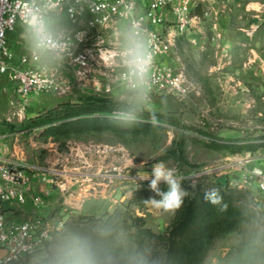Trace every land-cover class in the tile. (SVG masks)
<instances>
[{
  "label": "rangeland",
  "instance_id": "obj_1",
  "mask_svg": "<svg viewBox=\"0 0 264 264\" xmlns=\"http://www.w3.org/2000/svg\"><path fill=\"white\" fill-rule=\"evenodd\" d=\"M194 15L200 19L192 30L176 36L161 59L185 74L191 92L184 98L121 83L126 62L144 51L126 29L101 45L115 57L96 61L90 87L87 75H73V61L56 59L55 78L59 84L69 81L70 90L25 98L11 72L0 77V146L4 154L18 146L27 153V162L44 168V202L38 206L30 198L35 210L44 208V219L67 225L79 217L106 219L119 209L144 218L146 228L164 234L177 211L134 200L150 182L155 163L177 169L193 193L217 185L244 187L247 173L264 171V0H210ZM74 81L84 87L73 86ZM78 101H106L103 107L126 103L133 111L169 116L173 122L118 123L105 112L102 118L82 119L88 129L81 133H67L79 125L77 119L71 130H60L62 122H47L79 113V108H57ZM213 140L244 147L230 152ZM248 190L251 201L246 203L253 209L254 199H261L257 182ZM253 213L237 231L215 240L204 264H264V212ZM17 214L20 220L40 216L32 209ZM56 240L52 249L58 247ZM46 256L41 252L18 264H36Z\"/></svg>",
  "mask_w": 264,
  "mask_h": 264
},
{
  "label": "built area",
  "instance_id": "obj_2",
  "mask_svg": "<svg viewBox=\"0 0 264 264\" xmlns=\"http://www.w3.org/2000/svg\"><path fill=\"white\" fill-rule=\"evenodd\" d=\"M208 0H0V77L11 72V79L19 93L27 98L46 91L60 90L54 70L47 66L34 69H16L11 66L13 54L9 49L8 35L19 23L27 24L36 40L39 50L53 55L58 61H73L78 76H85L97 55L115 57L104 51L103 39L92 47L91 38L79 25L85 23L89 30L106 31L116 19L125 21L130 33L138 39L144 51L135 59L147 60V71L141 77L133 74V65L127 63L120 72V81L132 89L142 85L172 92L184 98L191 92L185 74L176 73L163 59L169 54L170 44L178 35L190 30L192 23L200 19L195 11L206 5ZM145 2V4H144ZM55 13H63L74 27L60 35L48 28V19ZM89 17L86 18V15ZM35 20L36 27L32 26ZM117 55V54H116ZM125 56V55H124ZM32 59L39 60L33 53ZM103 59V58H102ZM27 57L22 63H28ZM40 176L44 182V168L25 162L0 159V264L19 263L46 253L65 223L54 224L43 216L26 220L11 219L4 205L17 203L25 205L28 198L36 205H42V194L33 195L34 178ZM257 182L261 199H254L253 209L264 212V171L256 170L244 176V187L250 189Z\"/></svg>",
  "mask_w": 264,
  "mask_h": 264
},
{
  "label": "trees",
  "instance_id": "obj_3",
  "mask_svg": "<svg viewBox=\"0 0 264 264\" xmlns=\"http://www.w3.org/2000/svg\"><path fill=\"white\" fill-rule=\"evenodd\" d=\"M105 102L94 101V105L84 102L66 103L57 108L81 110L47 122H62L60 130H71L70 126L77 119L76 124L79 125L67 133L86 131L88 125H85L84 120L93 115L102 118L105 112L113 122L118 123H154L157 119L167 124L173 122L169 116L133 111L126 103L107 102L105 105L112 104L113 107H103ZM212 144H222L230 152L244 147V144L241 147L238 143H220L218 140H213ZM149 183L141 186L134 200L146 203L149 198L159 199L150 190ZM159 187L166 190L163 182ZM182 187L189 192V196L185 198L182 207L176 210L175 219L164 234L146 228L144 218L122 213L119 209L108 214L106 219L96 221L79 217L64 225L57 235L58 247L52 249V243L47 256L36 264H204L215 240L237 231L254 214L252 207L247 204L251 201L250 192L228 184L217 185L210 189L217 191L218 203L211 204L204 199L206 190L193 193L187 182H182Z\"/></svg>",
  "mask_w": 264,
  "mask_h": 264
},
{
  "label": "crops",
  "instance_id": "obj_4",
  "mask_svg": "<svg viewBox=\"0 0 264 264\" xmlns=\"http://www.w3.org/2000/svg\"><path fill=\"white\" fill-rule=\"evenodd\" d=\"M210 2V0H208ZM145 4V2H144ZM89 17V14L86 15V18ZM196 22V21H195ZM48 28L56 35L63 34L65 32L71 31L74 27L71 25V23L68 21L67 16L63 13H55L53 14L49 19H48ZM79 29H83L87 32L88 36L91 38L90 40V45L91 47L98 43L100 39H103L105 43H111L114 39H118L120 37L121 33H123V29L128 30L127 23L125 21H121L116 19L114 23L110 26L109 29L106 31H99V30H89L85 23H82L78 27ZM193 26L190 28L188 32L192 30ZM173 33L176 36H180L177 34V32L174 31L173 27H171ZM187 34V33H185ZM8 45L9 49L13 54V59L11 61V66L16 69H34V68H39V67H44L47 66L48 68L56 71L58 68L54 69L52 68L53 66V61L56 59L53 55L49 53H45L42 50H39L37 47V40L31 30V28L24 23H19L17 25V28L14 32L9 33L8 35ZM33 53H38L39 54V60L34 61L32 59V54ZM27 57L29 59L28 63H22V59ZM103 58V59H102ZM121 58V57H120ZM54 59V60H53ZM111 60L108 56L103 55L102 57H99L97 55V60ZM57 60V59H56ZM121 60V59H120ZM96 62L94 61L91 63L90 69L87 72L88 76V86H91V83L94 84V80H91L93 77V74L95 73V66ZM72 70L73 75H77V69L74 67ZM71 73V74H72ZM77 77H80L77 75ZM79 81L80 79H76ZM77 83V84H76ZM61 90H70L69 81L61 82ZM82 86L81 83H78L74 81L73 86ZM79 103V101L77 102ZM3 149L0 146V159L2 160H9V161H14V162H27V153L23 152V149L21 150L20 147L14 146L13 150H10L9 153H3ZM44 182L42 181L40 176H35L34 178V188H33V194H37L38 192H43L44 191ZM31 197L28 198V204L25 206H21L20 204L17 203H6L4 205V208L8 214V216L13 219V220H19V214L20 211L24 209H32V212H38L40 216L44 217V208H40L39 210H35V206L32 205ZM44 202V201H43ZM26 216L25 214H22L20 216ZM5 254L4 251L0 250V256H3Z\"/></svg>",
  "mask_w": 264,
  "mask_h": 264
},
{
  "label": "clouds",
  "instance_id": "obj_5",
  "mask_svg": "<svg viewBox=\"0 0 264 264\" xmlns=\"http://www.w3.org/2000/svg\"><path fill=\"white\" fill-rule=\"evenodd\" d=\"M32 26L36 27L35 20ZM147 60L134 59L133 74L141 77L147 71ZM144 179H149V175H145ZM183 176L178 173L175 168H169L165 162L159 161L152 166L151 179L149 188L159 197L149 198L146 203H151L157 208L163 209L167 212H174L182 207L185 198L189 196V192L182 187ZM166 185V190H161L159 185L161 183ZM204 199L211 204L218 203V195L215 189L205 191Z\"/></svg>",
  "mask_w": 264,
  "mask_h": 264
}]
</instances>
